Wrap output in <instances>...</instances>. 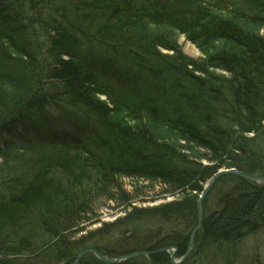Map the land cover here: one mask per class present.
I'll use <instances>...</instances> for the list:
<instances>
[{
  "label": "trees",
  "instance_id": "1",
  "mask_svg": "<svg viewBox=\"0 0 264 264\" xmlns=\"http://www.w3.org/2000/svg\"><path fill=\"white\" fill-rule=\"evenodd\" d=\"M224 165L264 177V0H0V264H73L86 247L168 264L158 250L185 252ZM125 177L178 198L130 199L78 234L100 200H126ZM202 207L193 255L235 248L264 228V184L222 175Z\"/></svg>",
  "mask_w": 264,
  "mask_h": 264
},
{
  "label": "rangeland",
  "instance_id": "2",
  "mask_svg": "<svg viewBox=\"0 0 264 264\" xmlns=\"http://www.w3.org/2000/svg\"><path fill=\"white\" fill-rule=\"evenodd\" d=\"M176 42L181 52L184 55L192 59L203 57V54L201 53V51L193 43L187 40L183 35H178ZM161 51L164 53L165 52L171 53V52H168L162 49ZM100 98L104 100V97L100 96ZM122 116H123L122 114H119V117H122ZM153 131L159 138L161 139L165 138L166 140L173 142L172 144L176 146H179L181 144L178 136L172 134L169 131L163 130L162 128L160 129V127L158 126L157 127L154 126ZM8 139L11 141H16L15 135H12V134L8 135ZM17 143H19L18 140H17ZM38 153L43 154V155L46 154L47 157L48 155H52V153L51 154L46 153L45 151L41 152V150L38 151L36 155H39ZM28 158L30 159V156ZM202 163L204 165L209 164V162L206 160H202ZM219 169H231V167H226L224 165V166H221ZM120 181L124 189V192L123 193L121 192L120 195L126 194L128 199L126 198L125 200V196L122 198V195H121L120 197L121 200L119 199L120 207H117L116 205L117 203H115V201L104 202V200H100L96 206L97 207L96 212L99 215L97 218H100L105 222L107 221L110 222L114 220L115 218L122 216L124 214L123 212L125 210V207L127 206L130 199H131L130 201L132 202L131 203L132 206L152 207V206H156L158 204L165 203V202L178 198V195L176 193H165L166 191L165 185H161L158 183L151 184L148 181H144L140 179L138 180L134 179L130 181V179H127L126 177L121 178ZM205 182L202 184V189L205 185ZM198 195L200 196V193H198ZM199 196H198V199H199ZM97 218L96 217L93 218L91 223L86 222V223L80 224L79 226L80 227L84 226L83 227L84 229L78 234L80 233L85 234L86 230L88 231V230H94L98 228L100 226L99 224L100 221H97L96 220ZM196 239L197 238L195 236V239H194L195 246H196ZM195 246L193 245V248L189 256L180 264H264V228L258 230L255 233L249 234L246 238L242 239L241 242L238 244V246H236L235 248L234 246L232 245L228 246L227 244H221L219 246L217 244H214V245L212 244V246L206 249V251L200 253L199 255H197V252H195V254L193 255L194 253L193 250L195 249ZM169 247H173V246H169ZM86 248H89V247H86ZM166 253L168 255V258L170 254L173 253L175 260H178L183 255V254L178 255L177 249L175 252H173V250H169V251H166ZM84 255L81 256L80 261L84 258ZM138 260L141 262H144L142 260H145L147 264H151V262L149 261L150 259L148 258V255ZM80 261H79V264H80Z\"/></svg>",
  "mask_w": 264,
  "mask_h": 264
},
{
  "label": "water",
  "instance_id": "3",
  "mask_svg": "<svg viewBox=\"0 0 264 264\" xmlns=\"http://www.w3.org/2000/svg\"><path fill=\"white\" fill-rule=\"evenodd\" d=\"M228 174H234L237 175L241 178L247 179L249 181L252 182H264V178L263 177H258V176H254L248 173H244L242 171H238L235 168H231V169H219L217 170L206 182L205 185L200 193L199 199L197 201V207H198V220L196 225L194 226V228L191 230L190 235H189V240H188V244L186 247L185 252L183 253V255L178 259L175 260L173 253L170 254L169 259H168V264H180L182 263L190 254L193 245H194V239L196 236V233L198 231V229L200 228L201 224H202V220H203V207H202V201L203 199L206 197V195L208 194L210 188L212 187L213 183L222 175H228ZM169 250H173V252L176 251V247H165L162 248L160 250H158V252H166ZM87 252H91L98 260L107 263V264H114V263H120L124 260L127 259H131L135 256H146L149 255L151 253H154V251H137V252H133V253H129L126 255H120V256H116V257H109L106 255L101 254L100 252H98L96 249L89 247V248H85L82 251H80L74 261V264H79L80 258L82 255H84Z\"/></svg>",
  "mask_w": 264,
  "mask_h": 264
},
{
  "label": "bare ground",
  "instance_id": "4",
  "mask_svg": "<svg viewBox=\"0 0 264 264\" xmlns=\"http://www.w3.org/2000/svg\"><path fill=\"white\" fill-rule=\"evenodd\" d=\"M98 82H102V80L100 79V78H97L96 79ZM122 82V81H121ZM252 175V174H251ZM254 176H258V175H254ZM258 177H262V176H258ZM264 178V177H263ZM247 180V179H246ZM249 181V180H248ZM250 182H252V181H250ZM252 183H255V184H264V182H252ZM103 220L102 219H100V222H102ZM100 222H99V224H100ZM135 257H138V256H135ZM134 258V257H133ZM132 259V258H131Z\"/></svg>",
  "mask_w": 264,
  "mask_h": 264
}]
</instances>
